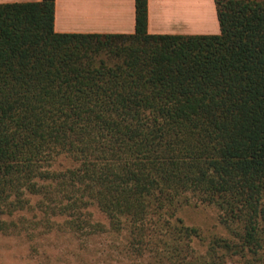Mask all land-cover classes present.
Returning <instances> with one entry per match:
<instances>
[{
	"label": "trees",
	"instance_id": "16d2710c",
	"mask_svg": "<svg viewBox=\"0 0 264 264\" xmlns=\"http://www.w3.org/2000/svg\"><path fill=\"white\" fill-rule=\"evenodd\" d=\"M214 3L219 33L195 35L147 33V0L131 34L0 4V234L125 232L137 264H264V0ZM189 203L227 232L203 252Z\"/></svg>",
	"mask_w": 264,
	"mask_h": 264
},
{
	"label": "crops",
	"instance_id": "0c3cea01",
	"mask_svg": "<svg viewBox=\"0 0 264 264\" xmlns=\"http://www.w3.org/2000/svg\"><path fill=\"white\" fill-rule=\"evenodd\" d=\"M41 0H0L2 3ZM135 0H54L53 29L57 33L131 34ZM149 34H218L214 0H147Z\"/></svg>",
	"mask_w": 264,
	"mask_h": 264
},
{
	"label": "rangeland",
	"instance_id": "374dc122",
	"mask_svg": "<svg viewBox=\"0 0 264 264\" xmlns=\"http://www.w3.org/2000/svg\"><path fill=\"white\" fill-rule=\"evenodd\" d=\"M60 167L69 166L68 158L59 157ZM92 219L107 225V219L96 208L89 209ZM177 215L189 226L197 227L202 241L193 246L203 252L212 236H226L217 221V209L210 205L189 203L178 209ZM125 232L95 233L80 237L70 231L54 229L38 238L31 247L21 235L0 234V264H137L121 252Z\"/></svg>",
	"mask_w": 264,
	"mask_h": 264
}]
</instances>
